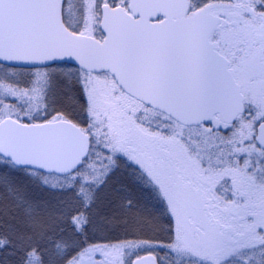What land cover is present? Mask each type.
<instances>
[{
	"label": "snow or ice",
	"instance_id": "snow-or-ice-1",
	"mask_svg": "<svg viewBox=\"0 0 264 264\" xmlns=\"http://www.w3.org/2000/svg\"><path fill=\"white\" fill-rule=\"evenodd\" d=\"M0 164L50 194L0 174L12 264H264V0H0ZM117 173L166 245L94 239L137 207L103 210Z\"/></svg>",
	"mask_w": 264,
	"mask_h": 264
},
{
	"label": "trees",
	"instance_id": "trees-1",
	"mask_svg": "<svg viewBox=\"0 0 264 264\" xmlns=\"http://www.w3.org/2000/svg\"><path fill=\"white\" fill-rule=\"evenodd\" d=\"M73 96H79V92L71 93ZM83 100H70L62 96L58 98L57 108L61 111L69 113L79 123L83 124L85 117L81 110ZM0 174H7L17 183L28 185V192L32 196L49 197L50 194L42 192L32 185L28 184L26 178L19 172H13L11 169L0 164ZM121 185H128V180L123 173H117L112 181L109 182L107 188L100 193L103 210L111 214L113 207L125 196H131L137 202V207L127 213L129 223L125 224L122 221H117L111 228L97 232L94 239L97 242L111 241L116 242H136L148 241L150 245H166L170 234V229L174 226V220L168 213L164 211L165 205L163 202L150 200L136 185H128L127 190L121 189ZM121 189L120 191H117ZM0 209H10V202L7 198L6 190L3 185H0ZM7 219V217H4ZM138 220L139 223L132 222ZM149 254H154L160 261L164 256L162 250L149 251ZM0 260L5 264H12L10 258L4 254H0Z\"/></svg>",
	"mask_w": 264,
	"mask_h": 264
},
{
	"label": "rangeland",
	"instance_id": "rangeland-1",
	"mask_svg": "<svg viewBox=\"0 0 264 264\" xmlns=\"http://www.w3.org/2000/svg\"><path fill=\"white\" fill-rule=\"evenodd\" d=\"M62 96H63V94H60L59 96H58V98H62ZM174 220V219H173ZM132 245H139L140 243H136V242H130ZM141 248H143V246H141ZM138 249L137 248H135V247H132V248H129L128 249V251H137ZM163 251V250H162ZM149 252V250H139V256L141 257V256H143V255H146V254H149L148 253ZM164 252V256L161 258L163 261H164V263L165 264H169V257L167 256V253H166V251H163Z\"/></svg>",
	"mask_w": 264,
	"mask_h": 264
},
{
	"label": "water",
	"instance_id": "water-1",
	"mask_svg": "<svg viewBox=\"0 0 264 264\" xmlns=\"http://www.w3.org/2000/svg\"><path fill=\"white\" fill-rule=\"evenodd\" d=\"M148 257H154L155 258V264H159L158 259L154 255H144V256H141L140 258L145 259V264H153V262L151 260L147 259Z\"/></svg>",
	"mask_w": 264,
	"mask_h": 264
},
{
	"label": "flooded vegetation",
	"instance_id": "flooded-vegetation-1",
	"mask_svg": "<svg viewBox=\"0 0 264 264\" xmlns=\"http://www.w3.org/2000/svg\"><path fill=\"white\" fill-rule=\"evenodd\" d=\"M144 256V255H143ZM158 259V258H157ZM159 264H161V261L158 259ZM165 264V263H164Z\"/></svg>",
	"mask_w": 264,
	"mask_h": 264
}]
</instances>
